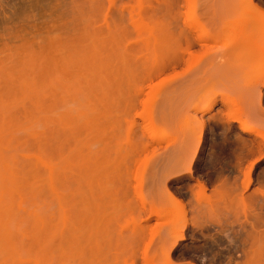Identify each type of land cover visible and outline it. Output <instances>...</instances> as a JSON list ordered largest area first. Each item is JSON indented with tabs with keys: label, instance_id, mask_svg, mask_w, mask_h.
Wrapping results in <instances>:
<instances>
[{
	"label": "rangeland",
	"instance_id": "obj_1",
	"mask_svg": "<svg viewBox=\"0 0 264 264\" xmlns=\"http://www.w3.org/2000/svg\"><path fill=\"white\" fill-rule=\"evenodd\" d=\"M37 1L0 0V148L26 155L43 139L63 149L62 158L75 157L64 191L78 205L64 231L59 204L42 182L37 199L25 202L39 203L49 231L40 245L15 232L18 245L3 242L19 246V258L11 257L36 261L20 259L30 252L43 256L41 264H264V0H104L99 25L94 17L89 22L103 26L122 9L125 28L113 34L126 38L123 49L109 40L114 35L95 42L106 26L85 28L90 23L80 21L92 13L84 3L83 16L81 0ZM76 20L83 38L88 32L94 39L78 42L88 44L84 60L116 63L53 70L17 64L19 29L20 43L33 53L66 49ZM106 41L111 55L100 51ZM1 246L5 257L9 249Z\"/></svg>",
	"mask_w": 264,
	"mask_h": 264
},
{
	"label": "bare ground",
	"instance_id": "obj_2",
	"mask_svg": "<svg viewBox=\"0 0 264 264\" xmlns=\"http://www.w3.org/2000/svg\"><path fill=\"white\" fill-rule=\"evenodd\" d=\"M54 1H56V0H54ZM54 1L51 2V3H54ZM78 1L79 0H75V2H78ZM85 1L86 2H84V1L81 0V1H79L80 4L79 3H77V4H79L80 6H82L84 3L85 4H88V5H86L87 6L86 9H87V11H89V13H92V15L88 13L91 16H89V15H88V17L85 16V18L87 17V21L86 20L85 21L84 20L83 21H80L83 25H86V24L90 23V24H88V25L85 26V28L88 29V28H91V26H92V28L94 26L93 23L91 24V20H92L91 17L92 18L94 17V19L96 18V20L92 21V22H94V24L96 22L98 23V22H100L102 20L101 19L100 21L99 20L97 21V17L98 18L100 17L99 15H101V12H100L101 9L103 11H105L104 9L106 8V5L103 6L104 5V0H85ZM43 2H44V0H43ZM57 2H58V0H57ZM64 2H67V1H64ZM82 2H83V4H82ZM85 4L81 8V10H83V12L86 11ZM64 5L65 4H63V6ZM54 7H55V5H54ZM69 7H72V6H69ZM88 7H89V9H88ZM60 8H62V6H60ZM64 9L66 10L67 7L64 8ZM90 9H91V11H90ZM98 10H99L100 13L97 12ZM61 11L63 12L64 10H61ZM103 11H102V13H103ZM114 11L115 10H112V13L110 11L109 12L112 14V17L114 16V18H113L114 20L113 19L112 20H113V22L115 21L114 22L115 24L113 22H111V20L108 18L110 16L109 15L108 17L106 16V18H107V20L109 19L108 21H110L111 24H110V22H108L109 23L108 24L105 21V25H103V26L102 25L101 26H94V28H97V29H94V28L92 29L91 28V30H93V31L96 30L97 32H100V31H103L104 32V30L106 29L105 30L106 32H104V34H101V36H96L95 39L96 38L97 39H101V41H102L103 36L106 37V35L108 36L110 34V36L113 37V35H114V37H113V39L111 37H109L110 38L109 40H114L116 38V35L117 34L116 33L113 34V33L116 32L119 27L123 28V26H124V28H125V25H124L125 22H126L125 12L122 9H119V10L116 9V12H114ZM62 12H60V13H62ZM71 12L73 13V11H71ZM86 12H84L85 14L83 13V16L84 15H87ZM46 14H48V13H46ZM93 14H94V16H93ZM81 16H82V14H81ZM60 17H61V14H60ZM74 17L75 16H72V18H74ZM77 17H75V19H78ZM52 18H53V16H52ZM89 18L91 19L90 22H89ZM64 19H65V22L62 19V21L64 23V25H62V27L65 26V24H66V18H64ZM68 19H70V17ZM68 19H67V21H68ZM70 21H71V19H70ZM75 22H73L74 23V25H73L74 27L72 26L73 23L72 24H69V25H71L72 29L73 30L75 29L74 31H76V32H74V31L71 32V30L68 32V30H67L66 33H72L73 36L71 34H69L70 35L69 36L70 39H69V37L68 38L67 37L64 38V39H67V40L69 39L71 41L73 47H72V45L70 46L69 43H68V46L66 47L65 46V45H67L66 44L67 43L66 41H65L66 42L65 44H62L69 51L72 50V48H73L72 53H69V54L65 53L67 51L65 48H63V47H61L62 49L60 48V45L61 44H59L57 46L60 49L59 48H56V47L54 49V47H53V49L55 50V53H54L55 55L52 54L54 52L53 49H51L53 51V52H51V50L48 49L50 47H46V49L45 48L42 49V46H41V49L38 50V51H42L41 53L38 52L37 49H36V52L33 53V52H31L32 50H29L30 49V46L27 45L28 42L25 43V44L24 43H20L21 40L23 42H25L24 41L25 40L24 39L25 36L23 34H22L23 36L21 35L22 31H24V30H22L20 32V29H19V33H20L19 35L20 36L17 35V38H18L17 41H20V42H17V44H18V47L17 48L18 49L16 48V50H15L16 51L17 62H18L17 64L20 67L28 68V69L53 70V69H59V68H75V67H84V66H93V65H96V66H98V65L99 66H101V65L102 66H109L111 64L113 65V62L116 63L115 61H113L111 63V60H109V62H110L109 63L107 59H106L107 62L104 61L105 63L103 62V60H101L103 63H101V61H99V63H96V61H94V63H91L92 61L84 60V58H86V56H84V54H86L84 51H86L87 48H85V47L88 44H85L84 45V48H83V46H81L80 44L78 45V42L80 40H82V41L83 40L93 41L94 39L91 36H90L91 38H89L90 33L88 34V32H86L87 33L86 36L84 35V38H85L84 39L83 38V34H85V32L82 30L81 23L79 21H77V25H76ZM54 23H55V27H58V26H56V23L57 22H54ZM97 23H96V25H99ZM79 25H81V27H79ZM108 25L110 26V28H109ZM113 25L116 26V27H114ZM75 26H77V27H75ZM104 26H106L105 29H104ZM52 27H54V26H52ZM111 27L113 28V30H112ZM45 28H47V30H48V26L45 27ZM45 28H44V30H45ZM63 28H65V27H63ZM121 28H119L118 30H120ZM52 29L53 28H51V30ZM65 29H67V28H65ZM110 29L112 31H110ZM57 30H58V28H57ZM78 30H79L78 34L81 37L79 35H77V34H75V35L73 34V32L74 33H77ZM114 30H116V31H114ZM54 31L56 32V30H54ZM47 32H49V31H47ZM81 32H83V33H81ZM44 33L45 32H43L42 35H45ZM42 37H44V36H42ZM56 37H57V35H56ZM19 38H20V40H19ZM49 38L51 39V36ZM58 38H57V40H58ZM106 38H108V37H106ZM62 39H63V37H62ZM73 39H75V40H73ZM77 39H78V41H77ZM97 39L95 40V42L98 41ZM117 39H118V41H115L116 39L114 40V43L117 44V46L115 45V47H118L119 46L118 47L119 49L120 48L123 49V47H121L122 44H120V42L123 39L126 40V38H119V37H117ZM53 40H55V37H53L51 39V41H53ZM73 41H75L74 44H73ZM124 41H123V44H124L123 46H126V43H125L126 41L125 42ZM48 42L50 43V41H48ZM19 43H20V45H19ZM51 43H53V42H51ZM58 43H60V42H58ZM62 43H64V41ZM75 43H77L78 46L75 45ZM108 43H109L108 41H106V43H102L101 45H103V44L104 45L103 46H100V51L102 50V51H105L106 52L107 51V48L105 49L103 47L106 45L108 48H110L109 46L112 45V43H109L110 45H107ZM25 45H27V46H25ZM51 45L52 44H50V46ZM54 45H55V42H54ZM75 47H76V49H75ZM77 47H78V49H77ZM115 47L112 46V49H115ZM79 48L82 49V50H80ZM118 48L115 49V50H118ZM126 48H129V47L127 46ZM103 49H105V50H103ZM43 50L44 51L45 50L46 51L49 50V51L43 52ZM130 50H131V48L129 49V51ZM62 51L63 52L65 51L64 52L65 54H59V55H57V53H60V52L63 53ZM80 51L81 52L83 51V52L81 53ZM37 52H38V54H36ZM48 52H49V54H48ZM89 52H90V50L88 51V54H89ZM93 52H91L90 54H92ZM108 53H110V55H111L114 52H112V53L111 52H106V54H108ZM115 53H119V52L117 51ZM95 54L94 55L97 56L99 53L97 54V52H96ZM54 56H56V57H54ZM112 57H113V55H112ZM90 58L92 60H94L93 59L94 56L93 57H90ZM134 65H137V63H135ZM137 66H139V64ZM239 119H241V118L239 117ZM243 121H241V122L243 123ZM246 122L247 121H245V123ZM245 123H243V125H244L243 127L245 129L252 128V126H250L248 123H246V124H248L249 126L248 125L246 126ZM7 151H9V149ZM7 151L4 150V149H2V148H0V242H2V244L0 243V246L2 245L1 248H3V249L8 248L10 245H8V246L5 245V243L6 244L8 243V241L6 242L5 239L7 240L8 238L10 239V242L13 241L12 240L13 238L17 242L18 240H17L16 236L13 237V235H14L15 232H17V234L21 233V234H23V236L27 232L25 235L29 234L31 239L30 240L29 239L28 240L26 239V240L28 242L31 241V242H29V243H31V245H32V243H34L33 245H40L43 242V236H44V234L46 235V233H48V231H49V223L47 222L46 216H44L45 213L42 212V211L38 212L39 211V206H37V205H39V203L36 204L35 203L36 200L33 202L36 205L35 204L33 205L30 202V199L29 198H28V202H25V200L27 201L28 195L29 196L31 195L30 197L33 196L32 198L35 197L37 199V197H38L37 192L39 190L40 184L42 182L48 183V186H49V188L51 189V191L53 193L54 199L57 200V202L59 204V207H60V210L62 212V217H63L64 224H65V227H64V231H65V229L67 228L66 224L69 223V222H72L75 219V216H76V213H77V205L78 204H77V197H76V195H73L72 193H65V191H64L65 189H67V186L69 185L68 181H69L70 175L72 173L75 174V172L77 170V162H76V159H75V157H73L71 159H68V160L62 158L63 157V154H64L63 149L60 150V149H57V148H53V145L52 144H49V142H47V143L44 142L43 139H42V141H40V143L35 148H28V150H27L28 154H26V155H23L22 154L21 156H18V154H17V155H10L9 156V154L7 155V153H8ZM59 157L62 158V159L59 160ZM18 199H20L19 203H18ZM29 202H30L31 205H28ZM24 204H26V205H24ZM41 212H42V214H41ZM16 218L17 219L24 218L23 221L22 220L21 221L19 220L20 223L23 224V228H22V226H20L21 224L19 222H17V223L20 224V225L18 224L20 227L19 226L17 227V228L20 229V231L19 230H15L17 223H16V225H14L15 228L12 227V225L14 223L13 221L14 220L17 221ZM22 222H24V223H22ZM27 222H28V227H27V230H25L26 227H24V224H26ZM22 229L24 230V232H23ZM73 230H75V227H72V230L71 231H73ZM76 232H77V229L74 231V234H73V238L74 239L76 238V236H75ZM15 235H16V233H15ZM11 237H12V239H11ZM27 238H29V237H27ZM3 239H4V241H2ZM3 242H5V243L3 244ZM10 242L8 244H10ZM13 242L14 243L11 242V244L16 245L17 243H19V242L16 243L15 241H13ZM4 245H5V248L3 247ZM14 245H11V247H12L11 250L8 248L9 249V253L7 252V249L5 250V253H3L5 257H3L2 256V253H0V255L2 256V257L1 256L0 257L3 260L1 264H41L42 261L45 260V259H42V257H43L42 255H30L31 253L29 252L28 257H27V255L24 256L25 255L24 254L23 257H25V258L21 257L20 259H30L33 256L31 259L36 260V261H31V260L30 261H17V258H15V256H18L19 253H22V252H19V250H18V249H20L19 246H17L18 247L17 248ZM13 246L16 248V250H15V248ZM13 248H14V250H13ZM10 251H11L12 254L14 252L16 253V251L18 252L17 254H15V253L13 254V255H15L14 258L16 260L14 258H12L13 256L10 253ZM8 254H10V256ZM8 256H9V258H8ZM19 256H18V258H19ZM29 256H30V258H29ZM4 258H8V260L9 259H13V260H9V261L7 260V261H5ZM34 258H36V259H34ZM0 262H1V260H0Z\"/></svg>",
	"mask_w": 264,
	"mask_h": 264
}]
</instances>
